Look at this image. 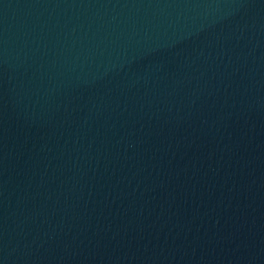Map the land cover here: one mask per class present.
Here are the masks:
<instances>
[{
    "label": "water",
    "instance_id": "95a60500",
    "mask_svg": "<svg viewBox=\"0 0 264 264\" xmlns=\"http://www.w3.org/2000/svg\"><path fill=\"white\" fill-rule=\"evenodd\" d=\"M0 264H264V0H0Z\"/></svg>",
    "mask_w": 264,
    "mask_h": 264
}]
</instances>
